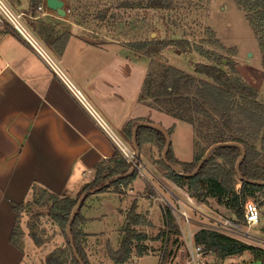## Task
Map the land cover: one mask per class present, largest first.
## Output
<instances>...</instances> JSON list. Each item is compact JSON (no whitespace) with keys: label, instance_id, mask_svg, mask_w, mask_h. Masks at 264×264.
<instances>
[{"label":"crops","instance_id":"crops-1","mask_svg":"<svg viewBox=\"0 0 264 264\" xmlns=\"http://www.w3.org/2000/svg\"><path fill=\"white\" fill-rule=\"evenodd\" d=\"M33 1L16 0L13 5L25 15L30 26L33 24V30L53 55L60 58L93 110L123 141L132 146L133 138L131 142L126 141L123 132L132 121L133 127L144 122L167 132L174 124V132L184 124L171 121L169 116L157 111L151 98L141 97L156 59L136 54L128 44L146 41L144 37L123 38L124 23L114 27L100 23L94 30L93 25L72 17L66 0H62L68 10L65 18L49 10L46 0H37L39 4L33 10ZM40 7L44 9L40 10ZM64 36H68V40L62 48L58 40ZM111 47L113 52L105 49ZM90 50L92 53L94 50L109 52V56H91ZM170 137L175 157L180 162H191L194 157L184 159L174 147L173 134ZM147 147L154 146H145L140 155ZM117 154L116 146L106 132L46 63L10 28L0 26V264H35L32 257L38 247L29 233H25L20 246L11 241L17 223L15 207L34 198L33 186L76 198L82 188L95 179L96 168L110 164ZM151 169L150 173L158 181L163 180L154 164ZM137 179L125 191L127 199L123 204L120 202L123 207L131 199L132 206H146L147 190L145 185L134 186ZM115 195L119 201H122L120 196L125 197L120 193L112 194ZM100 203L98 198L94 202L88 201L82 211L89 264L92 254L94 264H102L96 262L93 253L97 245L103 248L98 240L102 232L92 231L96 222L109 216L94 212ZM144 210L139 214L153 219L151 211L146 207ZM129 211L126 205L125 210L121 208L113 213L120 214L121 219L117 220L120 226Z\"/></svg>","mask_w":264,"mask_h":264},{"label":"trees","instance_id":"trees-1","mask_svg":"<svg viewBox=\"0 0 264 264\" xmlns=\"http://www.w3.org/2000/svg\"><path fill=\"white\" fill-rule=\"evenodd\" d=\"M66 1L70 4L72 17H80L81 10L86 12L87 7L77 10L73 0ZM235 3L239 10L244 13L254 34H256L260 53H262L264 70V0H235ZM38 4L37 0L33 1V10ZM174 4V0H141L135 4L130 1L120 3V0H110V2L101 0L94 10L100 12L101 22L106 23L109 16L110 18L116 17L114 9L140 8L167 11V9L175 8ZM170 17L173 19L171 15ZM176 20H173L175 22L173 25H177ZM208 32L214 39L213 44L224 51L226 46L216 39L214 31L208 29ZM173 35V37H167L163 40L156 39L128 44V47L136 54L153 60L159 58L168 49H172L177 55L199 54L206 61L192 62L190 64L191 72L182 71L171 65L163 66L164 68L159 72L150 71L142 88L141 97L151 98L157 111L189 125L194 130L196 151L193 160L189 163L180 162L174 155L171 143L167 156L168 161L181 166L185 173L189 174L194 172L197 163L203 158L210 146L226 142L238 143L246 148V156L240 164L242 177L245 180L264 182V102L259 100V91L242 78L237 70L238 62L234 58L219 57L218 52L210 50L204 43L193 42L189 37H175L176 33ZM67 40L68 36L61 37L58 44L64 48ZM232 52L233 57L238 56L236 49ZM225 58H227V64L223 63ZM133 125L134 122L132 121L123 130L128 142H131L133 138ZM174 129L175 124L168 130L169 135L174 133ZM165 143L166 139L161 131L143 126L137 129V144L141 152L147 145L154 146L161 152ZM240 157L241 150L237 147L219 148L201 166L198 174L190 178L175 173L172 168L166 166L162 158L153 163L163 169L162 177L166 178L170 184L185 189L192 197L204 204H207L210 198L216 199L217 204L225 206L227 210L232 212L234 220L241 222L244 221V207L247 201H253L257 204L259 195L264 194V186L239 180L235 166ZM96 170L95 179L86 184L76 198L56 195L47 189L33 186L34 201L32 204L48 209V217L56 227L62 229L66 238L64 245L59 246L57 250L45 257L44 264H79L74 254V247L84 264H89L84 246L87 236L84 229L79 227V221L82 207L92 196H89L82 203L72 225L74 247L71 246L66 233L72 212L83 194L114 179L117 175L129 173L131 165L123 159L118 151L110 164L99 165ZM135 178H137V173L134 171L131 177L117 180L98 193L113 189L117 193L123 194L121 192L128 191ZM132 207L125 220L121 248L114 250L111 245L107 247V254L114 264H126L135 256L142 258L151 252L149 246L144 244L148 241L146 235L136 230V225L142 222L143 217L136 213L135 204ZM25 208V204L15 207L17 223L11 241L16 246L21 244L23 233L19 228L18 220ZM171 222L174 225L173 217L168 215L169 227L172 226ZM173 228L176 232L180 231L177 226H173ZM30 229L36 247L40 248L44 241L37 233L39 228H37L36 223L32 224ZM170 229L172 230V227ZM163 235L166 238V233ZM194 240L206 252L212 251L220 261L250 251L254 256L255 263L264 264V249L231 236L228 237L213 230L202 229L197 231Z\"/></svg>","mask_w":264,"mask_h":264},{"label":"rangeland","instance_id":"rangeland-1","mask_svg":"<svg viewBox=\"0 0 264 264\" xmlns=\"http://www.w3.org/2000/svg\"><path fill=\"white\" fill-rule=\"evenodd\" d=\"M73 1L77 10L82 7H87L86 12L84 13L81 10L80 17H75V19L83 24H89V26L93 25V28H91L96 30L97 25L102 22L101 16L99 15L100 12L94 9L101 0ZM103 1L106 2V0ZM107 1L110 2V0ZM124 1H130L135 4L141 0H120V3H123ZM9 3L15 11L18 10L17 7L13 5L15 3L13 0H9ZM174 3L175 8L167 9V11L140 8L114 9L113 11L116 17L110 18L109 16V20L106 21V23L104 22V24H112L111 26H113L117 23H124L126 30L125 35L122 37L126 39L137 38L140 37L138 35H141L146 41L156 39L163 40L167 37H173V34L176 33L175 37H189L193 42L199 44L204 43L210 50L218 52L219 57L225 56L229 59L234 58V60L238 62V72L242 78L252 84V86L259 91V100L263 103L264 70L262 67V53H260L256 34H254V31L249 25L244 13L237 7L235 0H174ZM174 19H177V25H173L175 24L173 21ZM171 21L173 22L171 23ZM31 25L32 26H29L33 30L34 26L33 24ZM208 29L214 31L216 39L226 46L224 51L218 49L213 44L214 39L209 35ZM140 30H142V32H139ZM33 32L38 36L36 31L33 30ZM110 33L113 34L112 31H110ZM110 33L108 38L111 36ZM112 36L114 37L115 35ZM105 49L113 52V47H111V49ZM235 49L238 51L237 57H233L232 50ZM89 54H91V56H109V52H101L97 50H94L93 53L92 50H90ZM227 58L224 59V64H227ZM192 62L201 63L206 61L196 53H190L183 56L177 55L172 49H168V51L164 52L155 60L150 71L159 72L164 68L163 66L171 65L182 71L191 72L192 67L190 64ZM167 118H170L171 121L173 120L170 116ZM164 124L166 125V123ZM176 130L177 131L173 133L174 147L178 149L184 159L188 160L189 158L194 157L196 151L194 147V131H192L187 124H182ZM144 150L145 152L140 155V158L149 172H147V179L144 178L145 180L137 175L138 179L135 178L137 181L134 186L145 185L147 190L145 193L147 194L145 207L147 211H151L153 219H151V217L149 219L141 214L144 221L142 220L139 225H136V230L146 235L148 241L144 244L149 246V248H153V251H151L148 256L142 258L136 259L135 256L126 264H189V247L188 243H186L189 238L187 237L188 234L191 232L192 235L195 236L197 231L202 228H213L214 225H219L222 218H232V212L229 209L227 210L225 206L217 204L216 199L210 198L208 203L204 204L192 197L185 189L174 187L166 178L162 177V174H164L163 169L158 165H154L159 170L161 179H163L161 181L163 183L158 181L155 176L150 173L152 170L151 164H154L153 162L155 160L162 158L164 150L160 152L155 147H147ZM156 177L158 176L156 175ZM170 185L172 186L170 187ZM155 187L162 193L168 204L158 199L155 194ZM166 187L171 192L168 191ZM115 193L117 192L111 189L108 192L96 193L87 200V202H94L97 198L100 199L101 203L99 207H96L94 212L96 214L103 213L109 215L105 220H102V222H96V224L92 226V228L95 227L94 230H91L99 231L100 233L102 232V237H99L100 239H98L101 241L99 245H102L103 248L111 245L114 250L121 248L120 244L124 234L123 229L125 227V222L120 226L117 221L118 219H121L120 214L115 213L116 215H114L113 213L117 211V209L123 208L125 210L126 205L127 208L131 210L133 208L132 203H134L131 199L129 204H126L123 207L122 204L127 199L126 192H121L125 195L123 198L120 196L122 201H119L116 195L112 196V194ZM173 194H176L181 199L182 202L180 205L174 198L175 196ZM258 200L257 204L261 210L260 224L252 227L248 223L241 221V223L244 224V231L249 232L252 236L248 238L245 237L247 235L240 236L239 239L242 242L264 249V194L259 195ZM33 201L34 199L32 198L31 201L25 203L26 208L18 220V225L23 233L21 238V240H23L25 233L31 235V224L36 223L37 228H39L37 233L43 239L44 243L40 248L38 247L37 253L32 259L35 264H44L43 260L45 257L51 252L57 250L59 246L64 245L66 243V238L62 229L56 227L48 217V209L41 206H35L32 204ZM120 202H122V204H120ZM259 202H261V204H259ZM83 207L82 211L84 209ZM139 207L137 205L136 213L139 214L140 212H145L144 206L139 205ZM174 207L179 209L181 213L184 211L186 212L188 218L191 220L190 225L184 224V218V220L182 219V225L178 223L179 214H177L178 212H176L177 210H175ZM82 211L79 221V227L81 228H83L82 226L84 224ZM168 215L173 217L174 225H172L171 222L172 230L167 223ZM173 226H177L180 231L176 232ZM164 233H166V238H164ZM103 248H99L97 245L93 251L96 255V262L98 261L102 264H114L107 254V248ZM92 257L93 254L90 263L94 264L95 261ZM205 259L208 264H257L250 251L245 252L242 255L231 256L223 261L218 260L216 256L210 252L205 256Z\"/></svg>","mask_w":264,"mask_h":264},{"label":"built area","instance_id":"built-area-1","mask_svg":"<svg viewBox=\"0 0 264 264\" xmlns=\"http://www.w3.org/2000/svg\"><path fill=\"white\" fill-rule=\"evenodd\" d=\"M43 9V7H40V10ZM0 26L10 28L20 39H22L32 49L35 54L38 55L39 58H41L46 63L53 75L64 84L67 90L73 96H75L87 109V111L95 118L102 130L106 132L110 140L115 144L117 151H119L123 159L128 164H130L131 167H134L135 172L139 177H141L142 179H147L146 174L149 171L148 169H146V166L141 161V158H138L137 151L133 148V146L128 145L126 142H124L115 132H112L104 121V119L99 115V113L93 110V108L88 103L86 97L82 94V92L76 85L72 76H70L68 70L63 66L61 60L52 54V52L46 47L44 42L39 39L36 33H34L33 30L30 28L28 22L25 20V15L15 11V9L9 3V0H0ZM155 189V194L158 199L167 203L162 193L156 187ZM166 189L168 190L167 187ZM173 195L175 196L174 198L180 205L182 201L179 196H177L176 194ZM174 209L177 210L176 212H178L177 214H179L178 223L182 225V219L184 218V224L190 225L191 220L188 218L186 212L182 211L183 213H181L179 209L175 207ZM244 209V222L248 223L252 227L259 225V222L261 220V210L258 204L254 203L253 201H247ZM243 226L244 224H242L238 220H234L233 218L229 217L228 219L222 218L219 222V225H214L213 228L206 229L213 230L222 235L228 237L231 236L240 240V236L247 235L245 236L246 238L252 236L249 232L244 231ZM189 234L187 236L189 238L186 241L189 247V264H208L205 259V256L212 251L206 252L202 246H199L195 243L194 236L192 235V233L190 234V236Z\"/></svg>","mask_w":264,"mask_h":264},{"label":"water","instance_id":"water-1","mask_svg":"<svg viewBox=\"0 0 264 264\" xmlns=\"http://www.w3.org/2000/svg\"><path fill=\"white\" fill-rule=\"evenodd\" d=\"M46 2H47V8L49 10L56 11L57 14L60 17H62V18H65L67 16L68 10L65 8V6H66L65 1H62V0H46ZM142 126L143 127L157 129L158 131H161L164 134L165 139H166V143H165V146H164V149H163L164 151H163V154H162V160L166 164L167 167L172 168V170L175 173L179 174V175H183V176H185L187 178L196 176L198 174L199 170L201 169V166L208 160V158L212 155V153L215 150H217L219 148H226L227 146H233V147H237V148H239L241 150V157H240L239 161L237 162V164L235 166L239 180H241V181H248V182H250V183H252L254 185L264 186V182H257V181L245 180L242 177V173H241V170H240V167H241L240 164H241V162L244 160V158L246 156V148L243 147L241 144L233 143V142L218 143V144H214V145L210 146L209 149H208V151L206 152V154L203 156V158L197 163V165L195 167L196 169L194 170V172L189 173V174H186L184 168H182L179 165H174V164H172L171 162L168 161L167 156H168V152L170 150L171 137H170V135H169V133L167 131H165L161 127H159L157 125H154V124H148V123L140 122V123L136 124L133 127V129H132V131H133V143H132V146L137 151L138 158L140 157V152L141 151L139 150V147H138V144H137V129L139 127H142ZM134 171H135V169H134V167H132L129 173H127L125 175H117L116 177H114V179L105 182L103 185H101L99 187H96V189L91 190V191L83 194L79 198V200L77 202V205H76L75 209L72 212L70 221H69V223L67 225V231H66V233H67V236L69 237L71 246H73V242H74L73 241V235H72V225H73L75 219L77 218V214L79 213L80 206L82 205V203L89 196H92V195H94V194L102 191L104 188H106V187L114 184V182H116L117 180L131 177L133 175ZM74 254H75V257H76L77 262L79 264H84L82 258L77 253L75 247H74Z\"/></svg>","mask_w":264,"mask_h":264}]
</instances>
